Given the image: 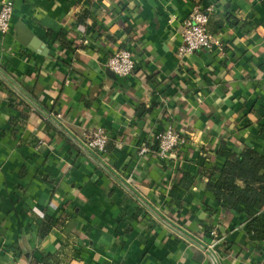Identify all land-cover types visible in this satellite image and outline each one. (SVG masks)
<instances>
[{
    "label": "crops",
    "instance_id": "crops-1",
    "mask_svg": "<svg viewBox=\"0 0 264 264\" xmlns=\"http://www.w3.org/2000/svg\"><path fill=\"white\" fill-rule=\"evenodd\" d=\"M11 1L0 66L82 141L109 132L107 164L201 241L217 230L221 264H264V241L252 240L245 214L219 208L198 164L222 169L223 143L264 154V0ZM197 6H213L209 30L224 49L180 56ZM19 22L48 57L18 41ZM121 49L136 61L129 78L106 67ZM50 125L0 81V264H213ZM168 125L183 146L167 161L141 154ZM183 173L195 178L189 189ZM49 218L57 224L42 236Z\"/></svg>",
    "mask_w": 264,
    "mask_h": 264
},
{
    "label": "trees",
    "instance_id": "trees-1",
    "mask_svg": "<svg viewBox=\"0 0 264 264\" xmlns=\"http://www.w3.org/2000/svg\"><path fill=\"white\" fill-rule=\"evenodd\" d=\"M90 18V12L84 11L79 17L80 25H85L87 19ZM63 34H59L58 39L63 40ZM64 44V43H63ZM66 48L71 49L73 44L65 43ZM1 83L15 96L21 100L23 105L35 112L43 121L47 122L39 113H37L27 102L19 97L7 84L1 79ZM46 109V108H45ZM52 114L51 111L47 110ZM48 123V122H47ZM53 130L65 137L52 125ZM66 138V137H65ZM67 139V138H66ZM108 153V147H107ZM106 153V154H107ZM103 155L104 159L107 155ZM218 155L225 160L222 169L207 168L205 159L198 161L201 169V175L208 180L206 183V191H209L215 197L218 206L225 212H236L245 214L248 219V232L253 241H264V154L246 148L241 154L229 149L227 144L223 143L218 151ZM195 178L188 173H183L180 179V187L189 189L194 185ZM176 188L172 189V195L176 196ZM209 211L216 212L211 208ZM47 226L41 229V235L46 233L57 224L52 219H47ZM211 230L207 232L210 234ZM252 233L254 235H252ZM50 258H43L35 264H53Z\"/></svg>",
    "mask_w": 264,
    "mask_h": 264
},
{
    "label": "built area",
    "instance_id": "built-area-1",
    "mask_svg": "<svg viewBox=\"0 0 264 264\" xmlns=\"http://www.w3.org/2000/svg\"><path fill=\"white\" fill-rule=\"evenodd\" d=\"M13 12L14 3L11 0H0V34L3 36H7L11 31ZM212 12L213 6H197L182 22L181 36L183 44L179 48L180 56L212 50L222 51L224 49L222 39L209 30ZM82 43L88 45L90 41L84 38ZM106 67L118 77L129 78L133 76L136 70V61L132 50H118L108 58ZM109 140V132L99 129L91 133L84 143L106 162V159L102 156L107 153ZM184 143L185 140L182 134L172 125H168L166 128L156 132L150 147L143 145L140 153L147 154L153 150L158 160L167 161ZM210 236L213 238V242L208 246L215 251V248L221 243L217 230H212Z\"/></svg>",
    "mask_w": 264,
    "mask_h": 264
},
{
    "label": "water",
    "instance_id": "water-1",
    "mask_svg": "<svg viewBox=\"0 0 264 264\" xmlns=\"http://www.w3.org/2000/svg\"><path fill=\"white\" fill-rule=\"evenodd\" d=\"M18 41L25 47L33 50L43 56L48 57L49 49L39 39L35 38L32 32L22 23L17 24ZM0 79L7 84L19 97L27 102L37 113H39L49 124L56 128L60 133L76 145L81 152L93 160L99 167H101L111 178H113L125 191L132 195L150 214H152L159 222L164 224L170 230L178 234L184 240L195 246L202 253L200 258L208 256L213 264H221L220 260L208 244L201 241L190 232L173 222L171 219L164 216L155 206L149 203L132 185H130L124 178L115 172L100 156L90 150L84 141L79 139L72 131L63 125L56 115L48 112L43 106L36 101L11 75H9L0 66Z\"/></svg>",
    "mask_w": 264,
    "mask_h": 264
}]
</instances>
